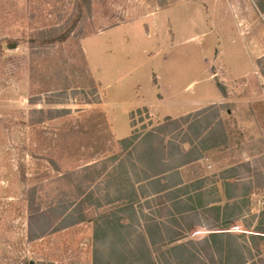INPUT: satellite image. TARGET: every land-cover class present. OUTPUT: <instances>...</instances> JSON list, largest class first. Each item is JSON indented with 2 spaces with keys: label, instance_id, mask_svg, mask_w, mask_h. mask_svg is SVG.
Instances as JSON below:
<instances>
[{
  "label": "rangeland",
  "instance_id": "374dc122",
  "mask_svg": "<svg viewBox=\"0 0 264 264\" xmlns=\"http://www.w3.org/2000/svg\"><path fill=\"white\" fill-rule=\"evenodd\" d=\"M178 1L90 0L89 10L85 0H0V264H94V220L114 219L134 191L136 212L122 220H170L171 203L161 207L145 181L160 143L163 167L204 196L187 203L197 208L187 220L214 224L207 205L224 207V177L239 180L243 215L230 231L246 234L249 264H264V240L249 238L264 236V56L237 78L218 50L200 64L193 45L202 40L171 42L168 33L159 46L144 43L133 21ZM121 25L96 39L102 53L89 64L83 40ZM219 85L222 102L180 112L221 100ZM209 234L196 227L184 242Z\"/></svg>",
  "mask_w": 264,
  "mask_h": 264
},
{
  "label": "trees",
  "instance_id": "16d2710c",
  "mask_svg": "<svg viewBox=\"0 0 264 264\" xmlns=\"http://www.w3.org/2000/svg\"><path fill=\"white\" fill-rule=\"evenodd\" d=\"M85 2L90 10V0H85ZM254 2L264 17V0H254ZM48 37L53 39L55 35L49 33ZM59 39L64 40V37ZM218 88L224 95V89L220 85ZM147 137L152 140L158 139L155 132L148 133ZM134 141V139L124 140L122 145L125 149H131L135 145ZM164 153L165 149L162 143L152 151L155 163L159 167L156 174L146 177L145 181L148 186L155 189V195L163 196L160 199L161 207L171 203L170 220H162L155 216L152 218L146 216L145 220H133V223L132 220H122L121 218L131 210L135 214L134 205L137 194L134 191L133 194H128L127 198L122 197L126 200H123L122 204L117 207L119 215L114 214V219L109 216L94 220V264H249L246 253L251 255V249L242 246L239 242L246 234L236 236L230 231L231 224L243 215L239 202L241 196L235 194L238 190L236 183L239 180L232 183L230 179H234V176L224 177L226 196L224 207L211 206L221 200L210 202L207 205V209L216 214L217 220L214 224H202L196 220H187L189 215L197 213V208L190 207L187 203L189 201L193 203L195 199L201 200L203 194L193 196L188 187L182 188L183 184L177 183L181 181L177 178L179 177L177 172L163 167ZM185 156H189V153H186ZM175 178H177L176 182L173 181ZM200 184L203 183L199 182L197 186L193 184V187L200 189ZM230 190L234 192H229ZM90 198L92 199L93 195H90ZM80 206H82L81 203ZM261 215L264 217V211ZM196 227L208 228L210 234L201 241L184 242ZM135 229H138V235L137 239L133 238L132 244L131 238L128 236H131L132 230L136 231ZM257 229L259 233L264 234V228ZM257 237L264 240V236L259 235H251L249 238L255 240Z\"/></svg>",
  "mask_w": 264,
  "mask_h": 264
},
{
  "label": "crops",
  "instance_id": "0c3cea01",
  "mask_svg": "<svg viewBox=\"0 0 264 264\" xmlns=\"http://www.w3.org/2000/svg\"><path fill=\"white\" fill-rule=\"evenodd\" d=\"M158 17H162L163 26L157 23ZM146 21H149L150 24H147ZM123 26L127 25L118 26L83 40V49L89 64L92 63L93 58H98L102 53L99 47L96 46L97 50L95 48L96 39L108 31ZM133 27L144 43H152L155 46H159L161 37L168 33L171 36V42L176 38L180 43L193 45L192 42L202 40V45H193L195 50H199L200 59L198 61L200 64L203 58H210L214 50H218L219 58H222L228 66L230 74L237 78L243 77L249 70L251 57L264 56V17L258 11L254 0H182L160 8L150 18L133 21ZM198 27H201L200 31L203 33L200 38L193 36L198 32ZM170 36L167 38L170 39ZM164 40H166L165 37ZM125 41L129 42L130 38L127 36ZM137 49L140 53L144 51L139 44H137ZM158 52L156 50L155 53L151 52L148 55H155ZM193 60L196 59L193 58ZM152 73L155 72L152 71ZM152 86H154L153 83ZM218 92L222 97L221 100L193 102V106L185 109L182 107L179 110L182 113L192 110L201 111L202 107L209 103H220L225 97L219 90ZM175 105L184 106L186 104L176 102Z\"/></svg>",
  "mask_w": 264,
  "mask_h": 264
}]
</instances>
